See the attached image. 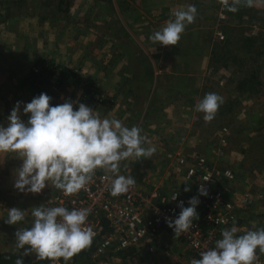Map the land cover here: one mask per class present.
<instances>
[{"label": "rangeland", "instance_id": "obj_1", "mask_svg": "<svg viewBox=\"0 0 264 264\" xmlns=\"http://www.w3.org/2000/svg\"><path fill=\"white\" fill-rule=\"evenodd\" d=\"M126 1L130 6L126 5ZM169 1L172 7L170 13L166 15L159 13L161 4L158 0H143L140 6L138 4L140 0H2L1 7L5 10L4 17L8 18L12 7L34 6L35 12L25 22L21 20L13 29V34L18 33L21 36L20 41L24 43L22 49L26 48L25 53L30 52L31 48L33 53L40 52L41 55L49 54L61 58L59 63L54 59L48 60L53 61L56 66L73 70L74 74L81 78V83L67 82L60 89L55 87L49 89L48 94H55L58 104L66 100L78 102L84 100L85 84H91L100 93L89 106L99 117L119 119L129 128L135 125L139 128L155 129L147 132L142 130V135L150 142L145 146H154L156 151L170 145L169 140L173 139V133L165 134L167 129L217 130L212 138L210 136L205 138L206 146L202 151L180 154L176 158L184 156L191 160V157L199 154L215 168L232 169L236 179L233 182L224 179L225 181L221 183L226 189L227 201L235 203L247 191L255 198L252 205L240 204L235 210L238 215L235 223L239 229L237 235H242L247 230L264 228V169L256 170L259 171L258 174L253 173V167L258 168L264 164L263 151L255 148L259 144L262 145L258 137L264 139L263 135L259 134L261 131L264 133V55H260L261 51L264 53V3L257 2L252 7L241 3L237 6L238 11L230 12L220 0ZM188 5L196 7L197 15L195 22L186 27L178 45L157 46V48L153 44L151 46L149 37L160 30L167 20L174 18L171 15L172 11L186 8ZM206 19L208 20L205 21ZM198 36L202 37L200 55L194 53L196 37L200 38ZM30 41H33L31 45H29ZM212 41L213 54L208 56ZM172 48L177 51L174 55L171 54ZM164 50L165 53H162ZM151 62H155L157 68L160 65V68L155 71L148 70ZM205 62L211 66L209 71L197 70ZM31 66L32 69L25 78L26 72L17 74L16 71H2L6 83H8V75H11L14 78L19 77L20 83L26 85V88H20L21 96L28 97L29 102L35 95V89L28 81L30 72L35 69L33 61L30 63ZM168 71H174L175 74L169 75ZM196 77L198 80L195 81ZM97 79L105 83L103 87L106 92L99 85L97 86ZM141 83L146 86L152 85L159 92L164 88L162 86L176 88L174 97H180V102L177 103L179 111L175 114L164 113L159 111V108L151 111L153 103L149 105L145 100L137 101L138 110H134L133 105L127 100V95L130 96L132 91L136 94L134 87L139 90ZM81 85H84L83 91ZM10 86L0 87V90L6 93L11 89ZM146 86L142 88L146 89ZM210 92L222 96L224 102L215 118L206 123L203 113L194 112L189 93H197L195 100L199 102L206 93ZM2 102L6 107L12 105L9 101ZM26 103L28 99L22 104ZM148 105L151 115H143ZM102 109H105L106 113ZM21 112H23L22 105ZM156 117L162 120H150ZM21 119L25 122L28 120L26 116H21ZM193 120L197 123L195 128ZM222 140H226L225 143L221 144ZM223 146H225V154L220 156L218 151ZM230 152L236 157L238 153L240 154L238 167L233 165L234 160ZM155 156H158V153ZM149 160L123 161L120 174H131L137 181L135 187L143 193L159 191L169 196L174 191L184 194L186 193L184 189L190 188L191 190L187 191L190 192L187 195L189 199L198 195L196 183L187 176L185 168L174 163V167L170 169H146L143 165ZM21 165L22 163L19 164V168ZM97 172L105 171L97 169ZM16 178L11 179L9 183H5V179L0 178V185L5 188ZM251 180L258 184L252 183ZM58 190L55 188L43 195L40 194L34 204L31 203L34 198L29 199L28 195L18 190L17 192L14 190L12 194L0 191V253L17 255L19 258L22 256L24 250L17 248L15 232L30 228L34 221L31 214L33 208L42 204L45 206V200ZM13 207L25 211V219L15 225H9L5 221L8 219V209ZM196 211L198 214L201 213L199 204ZM164 234L169 232L165 230L153 242L134 249L130 254L133 255L134 260L129 264L151 263L150 261L157 258V255L164 260L169 258L171 244L163 240ZM149 245L155 247L153 253L147 251ZM257 253L264 260V253H259L258 250ZM191 255L198 259L192 251ZM114 259L115 257L108 253L97 256L92 251L87 264L122 263ZM23 261L26 264L49 262V260H37L35 253L23 256ZM68 264H74L73 258Z\"/></svg>", "mask_w": 264, "mask_h": 264}, {"label": "clouds", "instance_id": "obj_2", "mask_svg": "<svg viewBox=\"0 0 264 264\" xmlns=\"http://www.w3.org/2000/svg\"><path fill=\"white\" fill-rule=\"evenodd\" d=\"M264 0H220L230 12L238 11V5L252 7ZM173 19L155 31L149 39L162 46H177L188 25L195 22L197 9L194 5L173 10ZM52 97L41 93L30 102L23 104V114L28 115L25 122L20 111L23 102L17 101L10 115L8 125H0V153L14 152L22 159L14 183V188L22 193L39 194L46 186H54L66 195L86 190L96 175L97 169L110 173V194L114 197L127 193L136 184L131 175H123L121 162L151 159L156 153L147 137L138 126H125L119 119H101L94 109L78 101L66 100L52 105ZM223 97L217 93H206L196 104V111L203 113L204 121L211 122ZM78 109L74 110V104ZM30 114V115H29ZM185 188L184 191H190ZM199 195L206 196L207 189L201 184ZM178 192L172 197L175 200ZM200 203L198 196L191 197L190 206L184 202L177 205L181 211L173 220L166 217L168 227L175 237L188 232L193 222L199 219L196 211ZM34 217L30 228L17 230V248L23 249L22 256L15 264H24L23 256L35 253L37 260L58 261L64 264L81 251L89 248L94 232L88 226L90 209L63 206L45 207L32 210ZM25 219V211L13 207L8 209L5 223L15 225ZM255 227V226H254ZM235 226L222 230V239L214 248L199 253L200 259L193 258L191 264H258L259 253H264V228L247 230L237 235ZM27 246V247H26Z\"/></svg>", "mask_w": 264, "mask_h": 264}, {"label": "built area", "instance_id": "obj_3", "mask_svg": "<svg viewBox=\"0 0 264 264\" xmlns=\"http://www.w3.org/2000/svg\"><path fill=\"white\" fill-rule=\"evenodd\" d=\"M225 141L222 140L221 144ZM224 148L225 146L218 151L220 156H224ZM191 158L190 160L180 156L177 164L185 168L187 176L196 183L201 213L199 219L193 222V227L179 237H175L173 229L168 227L165 218L170 217L174 220L181 211L177 206L179 202L183 201L184 207H188L189 200L179 191L177 198L173 200L172 197L177 191L166 196L159 191L143 193L135 186L127 193L114 197L110 194L111 181L108 178L111 176L110 173L97 172L86 190L76 194L66 195L62 190H58L45 200L44 205L49 208L63 206L69 210L90 209L87 223L94 232L92 244L95 243L94 252L97 256H104L110 251L137 249L143 244L153 242L157 236L167 230L186 244L200 259L199 253L214 248L216 241L222 239V230L231 228L233 221L236 223L237 206L252 205L255 198L247 191L235 203L228 202L225 196L226 189L221 186V183L225 180L233 182L236 179L235 172L228 168L224 170L215 168L199 154ZM201 184L207 189L206 196L198 193ZM105 223L109 231L104 232ZM146 249L150 253L155 251V247L151 245ZM258 256V264H264L260 254ZM47 264H64V261L61 258L58 261H49Z\"/></svg>", "mask_w": 264, "mask_h": 264}, {"label": "crops", "instance_id": "obj_4", "mask_svg": "<svg viewBox=\"0 0 264 264\" xmlns=\"http://www.w3.org/2000/svg\"><path fill=\"white\" fill-rule=\"evenodd\" d=\"M1 1L0 0V87H4V86H10L11 89L7 90L6 93L2 90H0V125L2 126H7L8 125V119L7 117L9 116V112L12 110L13 106L16 104L17 101L22 100V102L25 103V99H28L29 102V98L25 97V96H21V87L26 88V85L23 86L22 83H20V80L17 78L12 77L11 75H8V83L5 82V75H2V71H16L17 74L18 72H26L24 78L26 77L27 73L29 72L30 69H32V66L30 67V63L33 61V63L36 62V60L38 58H44V59H54L57 60L56 62L59 63V61H61V58H56V56H51L48 54L47 55H41L40 52H35L33 53V49L30 48V52H27L25 49H22V46L24 43H22V41H20L21 36L18 35V33H14L13 34V29L19 24V22L22 21H26L27 18H29V16L31 14H33L35 12V10L33 9L32 6L28 5V7H24L21 5H18L16 8L12 7L11 11L8 13V18L4 17L5 14V10H2L1 7ZM138 1V0H137ZM141 2H139V6L141 5L143 0H140ZM160 2V7L158 9L159 13H164V15L170 13V8L172 7V4L170 3L169 0H158ZM201 1V0H200ZM3 5V4H2ZM126 5L127 1H126ZM130 6V5H128ZM139 9V8H138ZM162 11V12H160ZM3 18H5L6 20H4ZM205 19V18H203ZM208 19H206L205 21H207ZM127 21V20H126ZM136 21H138V18L136 19ZM5 22H7L6 24H4ZM164 22V21H163ZM162 22V23H163ZM6 26H8L6 28ZM6 28V29H5ZM17 32V31H16ZM6 33V34H5ZM132 33H130L131 35ZM25 38H27L26 34L24 33ZM14 37V38H12ZM200 38L196 37V42L194 44L195 47V51L194 53H196L197 55L201 54V45H200V39H202L201 36H198ZM33 41L29 42V45L32 44ZM151 46L152 44L157 48L158 47H162V45H159L157 43H153L150 40ZM210 44V43H209ZM208 49V48H207ZM166 50V48H165ZM165 50L162 53H165ZM171 54L174 55L177 51H174V49L172 48L171 50ZM244 52V51H243ZM31 53L33 55H31ZM39 53V54H37ZM208 56L213 54V41H212V45L210 47V51L208 49ZM263 51H261L260 55H264ZM244 54V53H243ZM61 55V54H58ZM34 56V57H32ZM152 64L149 65L148 70L150 71H155L158 68H160V65H158V68L156 67V63L151 62ZM160 64V63H159ZM238 64V62H237ZM239 65V64H238ZM170 66V64H169ZM210 64L207 62L202 63L200 65V67L197 70H205V71H209L210 68ZM169 75L175 74L173 73L174 71H168ZM23 78V79H24ZM194 80H198V78H194ZM145 82V81H144ZM97 86L99 85L103 91L106 92V89L103 87L104 86V82H101L97 79ZM147 84V82H145ZM8 84V85H7ZM17 85V86H16ZM16 86V88H15ZM20 86V87H19ZM83 87H81V91H83L84 85H81ZM142 86H146L143 85L141 83L140 89L138 90L136 87L135 88V92L136 94H134V92H130V96H128L127 100L128 102H130V104L133 105V109L134 110H138V108H136V103L137 101H141V100H145L149 105L153 103L152 105V109L151 111H154L155 108H159V111H164V113L166 112L167 114H169L170 112L174 113L179 111V103L180 102V97H174L176 94V88L173 87H165L162 86L164 88H166V90L163 88L160 92L157 91L156 87L152 86V85H147L146 89H143ZM12 90V91H11ZM78 91V90H77ZM80 91V93H81ZM157 91V94H156ZM128 93V92H127ZM197 94V93H195ZM195 94H191L189 93V100H190V104H192V108L194 109V112L196 113V108H195V103H197L198 101L195 100ZM80 95V94H79ZM2 101H9L12 105H9L8 107L5 106L4 102ZM23 106V104H21ZM149 105L147 107L146 110L143 111V115H151L149 112ZM157 106V107H156ZM192 110V109H191ZM102 111H106L105 109H102ZM7 113V114H6ZM106 113V112H105ZM148 113V114H147ZM104 115V114H103ZM142 115V116H143ZM196 115V114H195ZM194 115V116H195ZM20 116H26L25 114H23V112L20 111ZM112 117H110L111 119ZM109 119V118H108ZM151 121L154 120H162L161 118H150ZM197 122V120H196ZM193 127H197L195 123V121L193 120ZM152 127L154 125H151ZM176 126V125H174ZM179 126V124L177 125ZM220 126V125H218ZM211 128H214V126L210 125ZM142 130H145L147 132V130H155L153 128H146V127H142ZM165 134H169V133H173L172 140H169L170 145L167 146L166 148H162L156 151V153H158V156H154L144 165L143 167L148 169H170L172 167H174V163L175 165L177 164V158L176 156L180 155V154H188L189 152H200L203 150L204 146H206L205 144V138L208 136H210V138H212L217 130H165ZM232 131V130H231ZM262 134L264 137V133L263 131L259 132V134ZM150 136V135H149ZM171 137V136H170ZM207 137V138H208ZM260 143L259 146H256L255 148H260L261 151H263L262 153L264 154V139L262 137H258ZM260 151V152H261ZM166 153V154H165ZM230 155L232 156V160L233 161V165L235 167H238V162L240 159V154H237V157L235 156L234 153L230 152ZM176 158V160H175ZM236 160V161H235ZM22 159L19 158V156L17 155V153L14 152H8V153H0V178H3V180L5 179V183H9L11 181V179H15L17 176V171L19 170V164L22 163ZM261 164V163H260ZM262 166H259L258 168L253 167V173L255 172V174H258L259 171L256 170H261L264 169V164H261ZM164 172V171H163ZM246 175L247 172H246ZM161 177V176H160ZM164 178V177H162ZM252 183L254 184H258V182H254L253 180H251ZM167 182V181H165ZM14 182H11V184L9 186H5L2 187L0 185V191L2 192H7L9 194H12L13 191L17 192V189L14 188ZM168 183V182H167ZM260 183L263 184V182L260 181ZM5 189V190H4ZM55 187L54 186H46L45 189L42 190L41 193L39 194H34V193H24V195H28L29 199L30 198H34L33 202H31L32 204L35 203L36 201V197L43 195L44 193L48 192L49 190H54ZM264 189V188H263ZM255 192V191H254ZM190 192H186V193H181V195L186 198L187 200H189V198L187 197V195H189ZM195 195V194H194ZM29 206H31L30 202L28 201ZM200 207V206H199ZM164 241H169V243L171 244V255L168 254L169 258H167L166 260H164L161 257H158L155 259H152V257H148L151 258L152 260L150 261L151 263H146V264H191V260L193 258H195L193 255H191V251L190 249L187 247L186 244H184L182 241H179L177 238L170 236L169 234H164L163 235ZM112 253V251H110L108 253V255H110ZM115 257L114 260H118L121 261L122 263L120 264H129V262H131L132 260H134L133 255H129L125 258L122 257H117V256H112ZM113 259V258H111ZM164 260V261H161ZM132 264V263H130ZM136 264V263H135Z\"/></svg>", "mask_w": 264, "mask_h": 264}, {"label": "trees", "instance_id": "obj_5", "mask_svg": "<svg viewBox=\"0 0 264 264\" xmlns=\"http://www.w3.org/2000/svg\"><path fill=\"white\" fill-rule=\"evenodd\" d=\"M1 24V21H0ZM29 83L35 89L34 97L38 96L41 93H46L50 97H52L51 104L57 105L58 102L56 101L55 94H48L49 89L55 88H62L65 83L69 82V84H78L81 83V78H79L76 74H74L73 70H69L67 68L56 66L53 61H49L48 59L38 58L35 62V69L30 72ZM85 92L84 100H80L79 103H84L86 105H92L93 102L96 100V96L100 93L99 91L95 90L93 85L86 83L85 84ZM78 103L75 105L74 110L78 109ZM109 231L107 223L104 225V232ZM104 232L102 234H104ZM99 240L101 238L99 237ZM95 243L91 244V246L80 253L76 254L73 257L74 264H87L89 263L90 259V252L95 251ZM133 250H125L120 252H113L110 256H117L125 258L131 253ZM19 257L13 254H2L0 253V264H15L16 260ZM43 264V263H41ZM47 264V263H46Z\"/></svg>", "mask_w": 264, "mask_h": 264}]
</instances>
